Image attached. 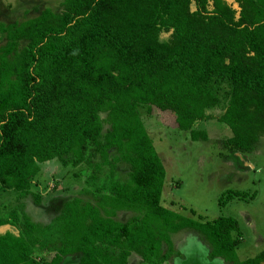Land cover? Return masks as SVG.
<instances>
[{"label": "trees", "instance_id": "obj_1", "mask_svg": "<svg viewBox=\"0 0 264 264\" xmlns=\"http://www.w3.org/2000/svg\"><path fill=\"white\" fill-rule=\"evenodd\" d=\"M143 104L173 111L193 140L207 138L195 121L216 118L230 129L229 153L252 152L264 135V0H61L0 22V186L17 192L0 214V226L16 228L0 232V264L72 254V264H129L131 253L137 264H171V234L184 228L211 259L264 264V248L238 257L235 217L202 221L161 203L165 167ZM53 158L85 164L92 198L68 197L41 223L20 200ZM119 210L134 213L119 220Z\"/></svg>", "mask_w": 264, "mask_h": 264}, {"label": "rangeland", "instance_id": "obj_2", "mask_svg": "<svg viewBox=\"0 0 264 264\" xmlns=\"http://www.w3.org/2000/svg\"><path fill=\"white\" fill-rule=\"evenodd\" d=\"M60 3L61 0H0V22L19 21L45 7L58 10ZM167 35L163 33L161 37ZM222 108L219 105L209 112L219 115ZM139 113L165 167L161 203L202 221L218 215L235 217L239 229L232 235L240 239L236 247L240 259L264 248V135L252 152L229 153L224 139L230 135V129L216 118L195 121L193 127L205 130L207 138L193 140L189 130L177 127L173 111L143 104L139 106ZM117 170L123 178L127 169L121 165ZM87 172L84 163L64 167L56 158L42 162L33 178L32 192L20 200L25 212L33 221L48 223L68 197L78 195L84 200L91 199L85 191ZM35 193L39 202L35 200ZM16 196L17 192L0 186V214L17 203ZM133 213L119 210L115 218L125 220ZM6 229L16 231L12 226H0V232ZM171 238L174 250L171 264H232L222 258H209L210 246L193 229H181L172 233ZM78 257L79 254L67 255L62 263L72 264ZM139 259L136 253H131L128 263L137 264Z\"/></svg>", "mask_w": 264, "mask_h": 264}, {"label": "crops", "instance_id": "obj_3", "mask_svg": "<svg viewBox=\"0 0 264 264\" xmlns=\"http://www.w3.org/2000/svg\"><path fill=\"white\" fill-rule=\"evenodd\" d=\"M202 237V236H201ZM217 258H220V257H217ZM214 259V258H213Z\"/></svg>", "mask_w": 264, "mask_h": 264}]
</instances>
